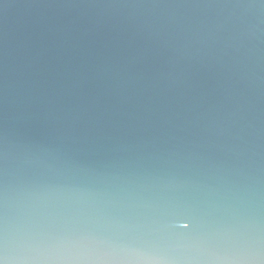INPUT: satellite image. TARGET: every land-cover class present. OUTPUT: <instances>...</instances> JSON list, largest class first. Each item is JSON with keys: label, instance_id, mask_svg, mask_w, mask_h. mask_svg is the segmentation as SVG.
Listing matches in <instances>:
<instances>
[{"label": "water", "instance_id": "water-1", "mask_svg": "<svg viewBox=\"0 0 264 264\" xmlns=\"http://www.w3.org/2000/svg\"><path fill=\"white\" fill-rule=\"evenodd\" d=\"M0 262L264 264V0H0Z\"/></svg>", "mask_w": 264, "mask_h": 264}, {"label": "snow or ice", "instance_id": "snow-or-ice-1", "mask_svg": "<svg viewBox=\"0 0 264 264\" xmlns=\"http://www.w3.org/2000/svg\"><path fill=\"white\" fill-rule=\"evenodd\" d=\"M181 226L183 228L187 229L189 227V224L188 223H183ZM0 264H2V262H0Z\"/></svg>", "mask_w": 264, "mask_h": 264}]
</instances>
